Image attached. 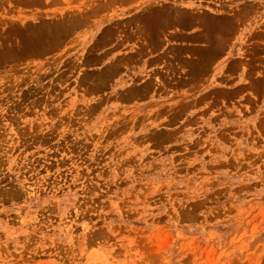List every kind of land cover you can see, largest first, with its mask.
Masks as SVG:
<instances>
[{
    "label": "rangeland",
    "instance_id": "obj_1",
    "mask_svg": "<svg viewBox=\"0 0 264 264\" xmlns=\"http://www.w3.org/2000/svg\"><path fill=\"white\" fill-rule=\"evenodd\" d=\"M0 264H264V0H0Z\"/></svg>",
    "mask_w": 264,
    "mask_h": 264
},
{
    "label": "bare ground",
    "instance_id": "obj_2",
    "mask_svg": "<svg viewBox=\"0 0 264 264\" xmlns=\"http://www.w3.org/2000/svg\"><path fill=\"white\" fill-rule=\"evenodd\" d=\"M177 13V12H176ZM58 35V34H57ZM60 35V34H59Z\"/></svg>",
    "mask_w": 264,
    "mask_h": 264
}]
</instances>
